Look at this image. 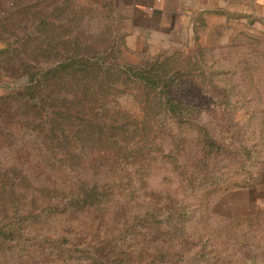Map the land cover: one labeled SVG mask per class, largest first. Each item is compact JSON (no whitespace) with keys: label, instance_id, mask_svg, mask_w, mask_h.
<instances>
[{"label":"rangeland","instance_id":"1","mask_svg":"<svg viewBox=\"0 0 264 264\" xmlns=\"http://www.w3.org/2000/svg\"><path fill=\"white\" fill-rule=\"evenodd\" d=\"M96 3L0 0V264H264V174L216 188L264 160V15L131 45L125 10ZM100 51L95 82L14 98L65 54ZM241 215L254 227L229 233Z\"/></svg>","mask_w":264,"mask_h":264},{"label":"crops","instance_id":"2","mask_svg":"<svg viewBox=\"0 0 264 264\" xmlns=\"http://www.w3.org/2000/svg\"><path fill=\"white\" fill-rule=\"evenodd\" d=\"M128 15L129 44L150 43V39L183 38L193 32L195 20L205 15L229 12L254 16L264 15V0H114ZM218 19V18H217ZM220 21H226L225 18ZM131 23V24H130Z\"/></svg>","mask_w":264,"mask_h":264},{"label":"trees","instance_id":"3","mask_svg":"<svg viewBox=\"0 0 264 264\" xmlns=\"http://www.w3.org/2000/svg\"><path fill=\"white\" fill-rule=\"evenodd\" d=\"M95 1L97 2L95 5H97L98 8H100V10L107 12V14L109 15L114 13L116 8L115 3L109 1L103 2V0H95ZM11 46L12 44L9 43H5L3 44V46H0V57H2L3 55L12 54L13 52ZM104 56H106L104 51L95 52L94 54L91 52H87L83 54L77 53V55H70V53H67L63 56L61 60L54 62V65L46 72H40L39 74H37L38 78L35 75V77L38 79L35 81V84L27 88L26 91L23 92L22 94L17 95L14 98L16 100L24 101L25 103L24 107L32 108L38 106V104L40 103L39 101L42 98L44 86L47 83H51V85L61 83L64 84L65 86L70 85L72 83H78V85L80 86L81 84L82 85L87 84L88 82L86 81L91 75L94 76V81L91 82H95V80L98 77H100L102 73H104V75L110 73V72H96L98 70H102V68H104V70L110 69V68H106L105 63L100 61L104 59ZM118 68L120 69L119 66ZM127 70L130 71V69ZM138 75L139 74L136 73L133 74L132 76L137 77ZM145 78H143L142 80L141 77H138L136 80L137 82L138 81L142 82V81H146ZM152 84H147L145 86L148 88L157 89L156 86L154 87L155 80L152 81ZM92 92L90 93L87 89L85 90L80 89V91L78 92L75 91L74 96L76 97L75 100H77L76 103H78L81 100L83 102L89 100L90 99L89 97L92 96ZM174 106L175 105L170 106V109L173 111L175 109ZM166 109L170 111L168 107ZM58 115L61 116L62 113L56 112L55 117H57ZM263 174H264V160L263 163H261V167L257 169V173L252 174L249 181L241 182V184H237L236 186L235 185L224 186V187L216 186V188L219 193L222 192L224 194L228 192H236V191L251 189L257 186ZM253 219L254 217L252 215H241L232 218L231 226H234V224L235 226L231 230L229 229L230 230L229 233L237 229H243V227L245 228L254 227L252 224Z\"/></svg>","mask_w":264,"mask_h":264}]
</instances>
